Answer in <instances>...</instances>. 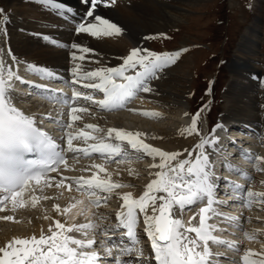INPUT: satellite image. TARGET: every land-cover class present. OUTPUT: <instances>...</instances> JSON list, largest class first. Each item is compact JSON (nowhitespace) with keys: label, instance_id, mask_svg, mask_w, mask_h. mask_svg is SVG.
Returning <instances> with one entry per match:
<instances>
[{"label":"snow or ice","instance_id":"1","mask_svg":"<svg viewBox=\"0 0 264 264\" xmlns=\"http://www.w3.org/2000/svg\"><path fill=\"white\" fill-rule=\"evenodd\" d=\"M82 2L89 5L85 15L91 19L79 23L76 27L77 33L92 37H111L122 33V29L117 24L95 14L98 5L103 3L106 7L111 6L116 0H82ZM42 3L51 5L54 0H42ZM2 13L3 10L0 9V14ZM4 20H7L6 16ZM153 38L157 37H146V39ZM71 47L78 49L80 53L92 51L77 44H72ZM181 51L157 53L137 47L129 52L123 64L118 67L84 72L79 65H75L72 70L73 75L77 77L75 82L89 81L84 83L83 87L102 93L103 98L95 99L91 94L80 91H73L72 98H82L104 110L122 109L138 93L152 91L148 81L155 78L161 69L175 63ZM12 59L15 60V57ZM72 59L83 61L85 56L73 54ZM129 69L135 70V74L126 75ZM28 70L46 78H53L54 75L46 69L33 65H29ZM14 81L27 83L0 59V212H5L8 204L13 211L29 204L35 208L39 198L31 194L34 191L33 182L36 186H41L43 182L41 190L43 187H53V181L56 178L49 174L59 175L61 167L65 170L69 169L67 153L73 154L74 159L79 154L89 157L92 153H99L111 161L122 155V142L126 141L131 149L153 159L158 157L160 163L153 164L151 167L158 168L160 171L154 173L156 178L146 185V190L138 199H133L131 193L122 195L123 203L116 215L117 222L114 225H106L104 223L106 217L103 214L97 215L95 221L88 220L85 223L68 224L66 219L64 222L58 218L53 219L47 233L42 229L38 237L35 234L24 238L14 237L4 246H0V264H101L102 256L112 257L113 264H130L126 257L134 258V264H149V259L144 257L143 249L138 247L139 238L136 228L141 216L144 232L151 241V249L154 253L151 259H154L156 264H210L213 253L209 242L238 250L233 243L213 234L222 229H217L215 224L207 223L213 216L221 217L224 214L213 207L217 203L214 198L215 184L210 160L205 152L198 151L194 159L184 158L178 164H173L172 162L176 161L182 153L167 152L152 147L139 138L141 133L116 128H110L105 136L98 137L92 133L103 130L96 124H85L83 129L69 131L66 134V148H64L39 130L33 116L25 114L16 106L13 100ZM81 114L91 115L90 108L71 107L67 113L70 119L66 127L73 129L74 122L83 119ZM143 115L158 117L160 114L144 112ZM199 116L200 113H196L190 127L183 131L189 135L199 134L197 129ZM113 140L121 143H113ZM74 141H81L84 146H77ZM209 143L214 144L215 141L202 138L195 149H204ZM25 153H35L37 158L28 160L25 158ZM188 156L191 157L192 152H189ZM248 158L252 159L250 156ZM255 160L261 161L264 158L255 157ZM91 167L99 169L100 172H106L100 164H93ZM88 170L83 169V171ZM261 170L264 169L257 168V171ZM69 180L71 183L67 185V188L70 190L74 184L76 190L87 196L88 202L97 208L108 198L102 194H110L114 189L131 186L114 182L110 176L106 179L101 178L95 172L88 177L61 176L54 186L57 189H63L66 186L65 181ZM236 187L239 188L240 185ZM26 192L29 193L27 198H25ZM246 196V207H251L254 202L264 203V192L249 189L246 190ZM43 199L47 200L50 197L45 196ZM77 203H83V201H77ZM197 204H204V206L199 207L198 212L194 213L186 224L177 213L182 214L186 208ZM76 206V204H70L61 209L59 205H55L54 211L61 217H66L70 209ZM85 211L80 209L76 215H84ZM197 216L199 222L194 225L192 221ZM224 218L229 221L237 219L236 217ZM0 219L14 221L15 218L13 215H5ZM44 219L49 217L45 215ZM118 231L122 243H113L112 237ZM193 233L195 236L191 235ZM98 235L103 237L99 243V247L104 249L102 253L95 247ZM245 235L249 239L255 238L247 232ZM128 241L131 242L130 245L127 244ZM242 260L244 264H264V252L246 250Z\"/></svg>","mask_w":264,"mask_h":264},{"label":"rangeland","instance_id":"2","mask_svg":"<svg viewBox=\"0 0 264 264\" xmlns=\"http://www.w3.org/2000/svg\"><path fill=\"white\" fill-rule=\"evenodd\" d=\"M161 1L167 2L173 9L178 10L177 13L179 14L180 18L177 19L173 26H169L164 30L145 35L143 38V43H141L139 46L134 47V45H132L131 48L127 47L126 52L123 51L124 53L122 52V54L118 56V63L114 65V67L123 63L124 58L129 54V52L133 48L137 47L155 51L157 53H174L185 49L187 50L181 51V55L178 59H176L175 63L170 64L167 69L162 70L163 74L152 81L151 84L153 89L151 88L152 91L148 92V95L155 99V103L159 104L158 101L169 102V98L161 92H169V87L171 86L173 88V90H171V93H173L175 97L183 101V110L173 108L170 110L172 112L171 114L168 113L164 116L165 119L162 121V123L155 124L153 120H149V123H153L154 126L164 125L165 127H172L171 129L177 130L182 125V116L187 119L190 118L191 120L192 116L190 117L187 113L188 109L190 110V115L192 114L193 116L199 112L200 116L197 122V129L199 134H192L191 140L193 143L187 145L192 149V146H196L195 142L197 140L194 139V136H200L201 138L204 135L203 126L206 122V117L208 119H211L212 121L218 122L222 119V116L226 114V112L230 109L233 110L234 113L237 112V109L239 107H242L245 111H247L244 103L248 105V108L252 109L248 110L250 111L249 114L244 111V114L248 116L243 117L244 114H241L239 116L237 115L238 117H240L239 119L251 121L252 118L257 116L256 113L258 112L255 111L256 109L253 110L251 102L248 101L247 97L260 95L261 90L258 91V89L260 88L257 85H259L260 83L261 85H264V0ZM0 9L3 10V13L0 14V33H2V37L4 38L3 43L5 42L6 47L8 46L14 57L23 58L40 66L59 68L66 65L64 69L70 68V65L67 64V62L69 61L68 52L52 49L50 45H46L44 37L38 38L36 36L37 33L40 34L49 30H57L58 28L55 24V20L49 17L51 15L44 12V7L40 6L38 8L35 5H32L31 2L22 3V1L20 2L19 0H0ZM40 9L44 11H41ZM4 16L7 17L6 21L4 20ZM247 32L249 34H253L252 37H249V35H247L249 40L254 39V44H252L251 46L249 45L248 40L243 38V35L247 34ZM69 35L65 37L67 43H70ZM32 36H34L35 38H33ZM80 37H83L81 38L82 43L84 38H91L88 34L79 33L74 36L72 44L73 41L77 43L76 41ZM146 37L157 38L146 39ZM98 39H100L101 41L104 40L105 42L112 41L111 37L101 36L98 37ZM242 40L243 42L245 41L247 43L246 45L251 47L255 53H257V57H255L256 62L253 64L256 65L259 71L252 83H254V85L256 84V88L258 89L253 88L251 91H247L246 87L248 86L244 84L245 82L243 81V79L239 80L238 78L236 79V76H234V74L236 73L243 74V72H241L242 70L240 69L243 68V70H245L244 68H246L237 65L235 62V57L237 56L239 50L244 49L241 46V43H243ZM15 42H22V46L30 43L32 45V52H41V56L44 55L43 53H45L46 51H49L53 53H60L61 57H58V61L55 58L45 60L43 56L37 58L31 53L19 54L18 52H15ZM72 52V56L73 54H77V56L81 54H83L85 57L86 55L88 56V53H80L78 49H73ZM93 56L94 55H91V57ZM95 56L98 57L97 55ZM102 58L104 57H99V59L97 58L95 60L88 57L83 61L75 60V62H78V65H85L84 68L87 71L97 70V68L99 67H113L110 60L108 61L106 58ZM71 64L72 68L76 65L73 62ZM157 86L158 91L156 93L155 88ZM245 91H247L248 94ZM238 92L241 97L242 94H244L243 98H241L240 100H237L236 98L235 101L232 100L233 98H235L236 93ZM168 106L170 105H167L165 107ZM254 106L256 108L258 105L255 104ZM206 108H208L207 113ZM165 110L169 111V109ZM241 113H243V111H241ZM259 113H263L262 110L259 111ZM131 117L129 118L131 119ZM140 118V121L147 120L148 122L147 118H142L139 116L137 117V122ZM132 119L136 121V118L134 119L132 117ZM105 122L103 123V126L110 124L109 127L114 128L113 124L107 121ZM152 127L153 126H149V128L147 127L146 129V131L149 133V139H154L155 131H153L154 129H152ZM129 129L135 131L136 133H139L138 130H142L139 125L138 127L130 126ZM185 134L188 135V133L186 132ZM148 138L146 136H143V139L145 140H148ZM181 159H177L172 163L176 164ZM148 162V159L143 160L144 164H147ZM80 164L83 165L82 162ZM81 165L76 166V169H85V167ZM107 167H110L113 178H116V175L119 176V166L116 167V164H110ZM149 171V169L143 168L142 170H140L139 175H136L137 179L140 180L138 185L114 189V197L107 201L108 203H106L104 209H115L116 206L122 201L121 197L125 193L137 195L140 191L143 192L144 185H147L149 183ZM157 171H160V169L156 168L155 172ZM151 178L152 180L156 178L154 173ZM262 178H264V175ZM255 181L257 180L254 178V182ZM145 182L148 183L144 184ZM261 187H263L264 189V185H262ZM35 189L36 188H34V190ZM50 190L49 188L45 187L41 191L40 189H36L32 193L33 195H50V200L46 202H39L42 207L45 203H52L57 204L60 207L63 205L65 208L67 207V203L71 204L72 200H76V198H78V196L71 195V193H65L66 195H62L58 194L53 189L52 192ZM259 191L262 192V190ZM259 207L260 208L252 211L251 216L252 218H255L257 222H248V226L255 229V231L251 233V235L255 237L254 239H249L245 235V233H242L236 229V232L228 234V236L231 237L229 238L230 240L234 239L242 244L241 246L238 245V248L244 249L243 254L246 250L264 252V205L261 204L259 205ZM35 209H29L25 211L33 213L37 211V209ZM96 212L97 215L102 214L100 209H97ZM13 215H15L14 218L17 217L18 220V214L13 213ZM180 215V218H182L186 224L189 221V218L192 217L191 211L186 209ZM66 217H68V214ZM109 218H107V221H109ZM50 224H52V221L49 222V225ZM16 227H24V224L22 225L20 219L18 220V222L16 221V223L15 221L7 222L0 219V232ZM260 229H262L263 231L260 232ZM217 233L218 231H216L215 234L217 235ZM220 235L224 236L223 234Z\"/></svg>","mask_w":264,"mask_h":264},{"label":"bare ground","instance_id":"3","mask_svg":"<svg viewBox=\"0 0 264 264\" xmlns=\"http://www.w3.org/2000/svg\"><path fill=\"white\" fill-rule=\"evenodd\" d=\"M19 1L20 2L22 1V3L23 2L24 3H30L31 2L32 5H35L38 8L40 6H42L44 8L48 7V5L46 3H42V0H19ZM68 1H75V0H68ZM181 1H186V0H181ZM54 2L57 3V2H59V0H54ZM75 3L77 6L80 5V6H78L79 10H81V11L84 10L85 6L83 4L78 3L76 1H75ZM177 11L178 10L173 9L170 4H168L167 2H163L161 0H123V1L118 0L117 2H115V4H113L109 7H104L101 10H99L97 15H100L103 18L108 19L110 22L117 24V26H119L122 29V33L120 35L111 36V39H112L111 42H105L104 40L101 41L100 39H98V37L90 36L91 38H88V37L84 38L83 43H82L81 38H83V37H80L76 41L77 43H75L73 41V44H77L81 47H87V48L92 50L88 53V56L86 55L85 58L90 57L91 59L96 60L97 58L99 59V57H104L108 61L110 60V62L112 63V66H114L118 63V60H119L118 56L121 55L123 51L126 52L127 47L131 48L132 45H134V47L139 46L141 43H143V38L145 35L164 30V29L168 28L169 26H173L175 24V22L177 21V19L180 18ZM68 35H69V33H66V35L64 34L63 37L60 38L59 40L61 42H67L65 37H67ZM247 35H249V37H252L253 34H249L247 32V34L243 35V38L248 40V43L251 46L252 44H254V39L249 40ZM2 36H3L2 33H0V59H2L5 63H7L6 51H9V53H10L11 50H9L8 46L6 47L5 42L3 43L4 38ZM73 39H74V35H73V33H70V35H69L70 43H72ZM242 42H243V40H242ZM246 44L247 43L245 41L243 43H241V46L244 49L239 50L237 56L235 57L236 64L241 66V67H246V68H244L245 70H243V68L240 69V70H242L241 72H243V74L242 73H240V74L236 73V74H234V76H236V79L237 78L239 80L243 79V81L245 82L244 84L246 86H248V87H246L247 91H249V90L251 91L253 88H256V84L254 85V83H252V81L255 79V76L258 74L259 70L256 67V65L253 64L256 62L255 57H257V53H255L253 51V49ZM14 48H15V52H18L19 54L31 53L37 58L43 56L45 60L51 59V58H55L58 60V57H61L60 53H53V52H49V51H46L45 52L46 54L43 53L44 55H42V56H41V54H42L41 52H37V51L32 52V45L30 43L22 46V42L21 43L15 42ZM69 48H72V47H69ZM58 50L68 52V60L70 61V63L68 61L67 64L70 65L69 69H64L66 65L64 67L63 66L59 67V65H58L59 68H56V67L51 68L50 66H40V67H43V68H45L49 71H53V72H58L60 70H63L62 74H66V75L70 76L71 77L70 82H72V85H74L75 87L77 86L76 83L82 84V82H89V81H83V80H81L80 82H75L77 80V77L73 75V71H72L73 68L71 67V65H72L71 63L73 62L74 64L78 65V62L72 61L73 60L72 59L73 48L71 50H69V49H66V50L58 49ZM91 55H94V56L91 57ZM95 55H97L98 57H96ZM104 58H102V59H104ZM33 61H35V60H33ZM16 62H17L16 66L19 68L20 71L26 70V67H28L27 63H31V62H29L23 58H19V57L16 58ZM79 66L81 69L86 70L84 68L85 65L79 64ZM117 66H119V65H117ZM117 66H115V67H117ZM99 68H97V69H99ZM101 68H103V67H101ZM257 86L260 89H258V88H256V89H258V91L261 90L260 95H256V96H252V97L248 96L247 99H248V101L251 102V106L253 107V110L256 109L255 111L258 113H259V111L262 110L263 113H259V114L256 113L257 116L252 118L251 121H245V120L239 119L240 117H238L239 115L244 114L245 110L242 107L241 108L239 107L237 109L236 113H234L233 110L230 109L226 112V114H224L222 116L220 123H221V125L229 124L230 127H232V129L235 131H237L240 128H241L240 130H244L246 128L247 132L250 133V135H251L250 139L253 140L254 142L252 143V141H251L250 143H246L245 145H247V147H250V149L255 148L258 150V152L259 151L262 152L263 153L262 158H264V92H263L264 91V85H261V83H260ZM13 87H15L14 83H13ZM19 87L22 88L21 86H19ZM81 87L82 86H78V88L84 89ZM151 88L153 89L152 86H151ZM169 88H170L169 92L166 93L165 91H163L161 93L166 95L170 101L169 102L158 101L159 104L154 102L155 99L153 97H150L148 95V92L142 93V94H137V96L135 98V102H134V107L130 110L133 114L130 113V115H128L129 117L132 116L134 119L136 118V121L133 120L132 117H131V119H132L131 120L127 116V113H122V112L112 113L110 115H105L104 113H101L100 111H99V113L94 114L95 112L90 110L91 115H86V116L93 118V120L99 124L102 121H104V122L107 121V122L113 124L114 128H116L118 130H124V131L132 132V133H136V132L129 129L130 126H137L138 127V125H139V127L142 128V130H138V132L141 133L140 138H143V136H146L148 138L149 133L146 131V129H147V127L149 128V126H153L152 129H154L153 131H155L154 139L148 138V140H146L147 142L151 143L152 147L159 148V149H161L163 151H167V152H180V153H182V155L180 157H178L177 159H181L184 157L188 158L186 156L188 153L187 151L190 150L191 148H189V146H187V145H190L191 143H193L191 140L192 134H190V135L188 134V135L184 136V133L182 134V131H177L176 129H171L172 127H168V126L165 127L164 125H160V126L155 125L154 126L153 123H149V120H153V122H155V124L156 123H162V121L165 119L164 116L168 113L171 114L172 112L170 110L173 108L183 110V107H184L183 101L181 99L175 97L173 95V93H171V90H173V88L171 86ZM155 89H156V93H157L158 86ZM22 91L26 92L25 89H23ZM87 91H89V90H87ZM247 91H245V92L248 94ZM19 94L20 93H18V94L15 92L13 93V98H15V101H16L15 103L18 106L23 107V108H24V106L28 107V109H26L27 112L28 111L30 113L36 112V110L34 109V106L36 104L32 100H30V98H28V96H25V94L23 96H19ZM243 96H244V94H242V97H241V95L238 92V93H236L235 98H233L232 100L235 101L236 98H237V100H240L241 98H243ZM238 97H239V99H238ZM27 100H29V101H27ZM83 101L84 100H82V103H83ZM82 103H81V105H82ZM255 104L258 105L256 108L254 106ZM84 105H87V103H84ZM167 105H170V106L165 107ZM244 105L247 108V111H245V112L247 114H249L250 111H248V110H251L252 108L251 109L248 108V105L246 103H244ZM39 107H40V109L43 108L42 105H40ZM165 109H169V111L165 110ZM241 111H243V113H241ZM144 112H156V113H159L160 115L158 117L146 116V115H143ZM187 113L189 114V116H191L189 109H188ZM81 115L83 116L84 114H81ZM100 115H102V117H100ZM138 116H140L142 118H147L148 122H147V120L144 121L143 119H142L143 121H140L141 118L137 122ZM245 116H248V115L244 114L243 117H245ZM58 118L60 119V121H65L67 119L66 111L60 110ZM181 118L184 121L186 120V118H184V117H181ZM83 119L76 121L74 123H76L77 125H80V124H82ZM83 122H85V120H83ZM184 129H185V127H183V130ZM199 138H200V136L199 137L196 135L194 136V139H199ZM219 141L223 147V145H225V142H224L225 140L223 141L224 143H222V138L219 136ZM206 146H208V145H206ZM190 151L192 152V158H195V156L198 154V151L205 152V149L196 150L195 146H192V149ZM195 151H197V152H195ZM123 152H125V150H122V153ZM141 155H138V153H137L136 154L137 157H128V159L132 160V163H130L128 165L121 164L119 166L120 172H119V176L116 175V178H114L115 180H117L115 182H118L121 184H126V185H131V186H135V185L139 184L140 180L137 179L136 175H139L140 170L143 169L142 166H144V165H141L142 163H140V161H143V158H146L148 156V155H142V156ZM217 155H219V154H217ZM117 158L118 157H115L113 160H115ZM79 159L89 161L88 158L81 157ZM148 159L153 160L154 161L153 164H157L160 162L158 157L153 159L152 157L148 156ZM86 161H81V162L83 163ZM178 163H179V161L176 164H178ZM81 166H83V165H81ZM116 167H118V166H116ZM116 167H115V170H116ZM260 167H261V169H264V160H261ZM155 171H156V168H154L153 173H155ZM251 172L256 173V174L253 175ZM153 173L150 176H152ZM61 174L64 175V172L62 171ZM248 175L250 176V178L253 176V179L255 178L257 180L253 184L255 189L260 188V189L264 190L263 187H261L262 185H264V183H261L262 181H264V178H262L264 175V170L257 171L255 169H252V170L248 171ZM112 176H113V174H112ZM68 177L71 178V176H68ZM150 179H152V178H150ZM59 180H57V182ZM53 183H54V181H53ZM69 183H71L70 180L65 181L66 186L63 189H57L55 186L50 187V188L47 187V188H49V190L51 189L50 190L51 192L53 189L58 194L66 195L65 194L66 190L72 191V188L70 190L67 188V185ZM33 188H36L37 190L40 189V191H41L42 185L41 186L34 185ZM44 188L45 187H43V189ZM74 189L76 190L75 185H74ZM28 195H29V193H26L25 198H27ZM35 196H37L39 198L38 203L35 207L37 209L36 212L29 213V211H27V212L25 211V210H29V209H35L30 204L24 208H17L14 211L12 210L11 205L8 204L7 210L5 212H0V217L5 216V215H13V213L18 214V220L20 219V221L22 222V225L24 224V227H22V228L16 227V228H12L10 230L7 229V230L1 231L0 232V246H4L6 244V242L10 241L14 237L24 238V237H30L33 234H35L38 237L41 234L42 229L45 233H47V230L49 227V222L53 221V219H56V218L61 219L62 222H64L66 219L68 224H71L73 222L85 223L88 220L95 221L94 212L91 210L90 206L86 207V205H87L86 200H84L82 197H78V198H76V200L71 201V204H76L77 206L75 208L70 209V211L68 213V217H61L59 214H57L54 211V206L57 204H52V203L46 204L45 203L46 201L51 199L50 195L47 196L46 194H37ZM45 196L50 197V199H47V200L43 199V197H45ZM43 201H45L44 202L45 204L43 203L44 205L42 207V205H40L39 202H43ZM77 201H83V203H77ZM66 205L68 207L70 204L67 203ZM198 205H201V204H198ZM213 207L216 210H219L216 206H213ZM60 208L63 209L64 206L62 205ZM250 208L251 207H249V210L246 211V212H248V215L241 214L240 216L237 217L238 220L230 221L229 225H230L231 230H228V231H232V227L235 226V223L238 225V228H239L240 222H243V220H244V222H257V220L255 218L251 217ZM80 209L86 210L84 215H76V213L78 211H80ZM198 209L199 208H197L196 210L198 211ZM239 209H241V207H239ZM110 211L111 210H108L107 212H110ZM45 215L48 216L49 219H44ZM13 216H15V215H13ZM215 218L225 219L224 216L223 217L222 216L221 217H215ZM18 220L16 217L14 219L15 223H16V221L18 222ZM7 222H12V221H7ZM104 223L106 225L110 224V223L107 224V221H104ZM243 228L244 227L242 226V229ZM254 231L255 230H253L252 232H254ZM215 233H216V231L213 234L216 235ZM220 234H222L221 231H218L216 236L221 237ZM223 237H225V235ZM232 241L236 242V244H234V245H236L238 247V245H239L238 241H236L234 239ZM209 246H212V248H213L214 244H212V242H211V245H209ZM217 247H220V246H217ZM222 247H225V249H227L224 251L222 250L223 252H226V253L233 255V256H238L239 252L243 250L241 248H238V250H236V249H230L227 246H222ZM214 249L217 250V248H214ZM211 252H212V250H211ZM149 253L150 252L147 249V254L146 253H143V254H144V257H147L150 261V259H151L150 255L151 254H149ZM243 255L241 257L239 256V259L242 260ZM214 257H216V255H212V257H210L211 258L210 264H217V263H215V261L213 262L212 258H214ZM127 260H129L131 264H134V258L129 257ZM239 261L240 260H237L233 263L237 264ZM220 262L221 261H219L218 264H221ZM224 263H227V262H224Z\"/></svg>","mask_w":264,"mask_h":264}]
</instances>
